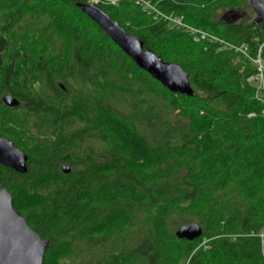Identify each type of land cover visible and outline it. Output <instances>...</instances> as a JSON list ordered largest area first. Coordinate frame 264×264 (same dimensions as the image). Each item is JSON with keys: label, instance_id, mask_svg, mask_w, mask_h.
<instances>
[{"label": "trees", "instance_id": "trees-1", "mask_svg": "<svg viewBox=\"0 0 264 264\" xmlns=\"http://www.w3.org/2000/svg\"><path fill=\"white\" fill-rule=\"evenodd\" d=\"M149 1L258 57L264 23L222 19L249 0ZM77 4L88 0H0V136L28 156L25 174L0 164V189L51 241L44 264H264V106L247 81L252 61L129 0L97 5L183 67L195 96L176 95ZM6 95L20 105L6 107ZM189 223L202 236L178 239ZM114 241L122 256L108 254Z\"/></svg>", "mask_w": 264, "mask_h": 264}, {"label": "water", "instance_id": "water-1", "mask_svg": "<svg viewBox=\"0 0 264 264\" xmlns=\"http://www.w3.org/2000/svg\"><path fill=\"white\" fill-rule=\"evenodd\" d=\"M257 18L252 22L256 27L264 23V0H249ZM77 7L115 43L140 69L147 72L153 79L173 94L187 98L195 96L189 76L182 66L165 62L149 49L144 43L127 33L118 22L113 21L100 8L89 4H77ZM247 12L228 10L223 21L234 24L242 21ZM3 103L10 108H16L20 102L10 96L2 97ZM28 156L16 148L14 143L0 137V164L13 171L25 174ZM61 170L69 174V166ZM203 234L202 227L197 223L183 225L176 232L180 240L195 241ZM51 244L50 240L41 237L28 225L25 218L14 209L13 197L7 189H0V264H44L45 253Z\"/></svg>", "mask_w": 264, "mask_h": 264}, {"label": "built area", "instance_id": "built-area-1", "mask_svg": "<svg viewBox=\"0 0 264 264\" xmlns=\"http://www.w3.org/2000/svg\"><path fill=\"white\" fill-rule=\"evenodd\" d=\"M126 0H88L89 5H112L116 6L120 2ZM135 6L152 16L156 20H163L171 25L176 30L185 31L196 43L207 42L212 45H217L221 49L235 51L241 54L244 58L250 59L256 68V73L248 78V82L255 88V97L264 106V60L262 53L264 50V43L261 45L256 59H251L248 51L244 47H236L225 40L212 35L202 29H197L187 24L182 17L176 15L163 14L152 2L149 0H129Z\"/></svg>", "mask_w": 264, "mask_h": 264}, {"label": "rangeland", "instance_id": "rangeland-1", "mask_svg": "<svg viewBox=\"0 0 264 264\" xmlns=\"http://www.w3.org/2000/svg\"><path fill=\"white\" fill-rule=\"evenodd\" d=\"M242 11H244V12H247V16H246V18L245 19H243L244 20V23H250V22H253L256 18H257V15L255 14V12L252 10V8H251V5H250V3L249 2H247L246 4H244V6H243V8L241 9ZM223 14V12H221L220 13V15H222ZM60 82V81H59ZM58 82V83H59ZM57 83V84H58ZM16 114L19 116V117H24V115H23V113L21 112V111H18V112H16ZM49 118V119H48ZM42 119H47V120H51V119H53V118H50V116H47V115H44L43 117H42ZM32 122V120H30L29 118H28V122ZM30 122V123H31ZM31 133H33L32 132V129H31ZM96 145L97 146H99L98 144H96V142H94V144H93V146H94V149L96 148ZM84 149H85V147H84ZM263 235V234H262ZM261 235V236H262ZM204 245H205V247H207L206 245H207V240H205L204 241ZM122 244V243H121ZM120 244L119 243H117L116 241H114V242H112V244L109 246V248H108V251H109V255L111 254L112 255V253H115V254H117V255H120V256H122V254H120V252L118 251V250H121V246H119ZM263 251H264V245H263ZM125 252V251H124ZM74 262L71 260V259H67V261H66V264H73Z\"/></svg>", "mask_w": 264, "mask_h": 264}, {"label": "flooded vegetation", "instance_id": "flooded-vegetation-1", "mask_svg": "<svg viewBox=\"0 0 264 264\" xmlns=\"http://www.w3.org/2000/svg\"><path fill=\"white\" fill-rule=\"evenodd\" d=\"M3 102V101H2ZM4 104V103H3ZM5 105V104H4ZM6 106V105H5ZM7 107V106H6ZM8 108H10V107H8ZM10 109H12V108H10ZM1 137V136H0ZM2 138H4V137H2ZM9 140V139H8ZM9 141H11V140H9ZM12 142V141H11ZM17 148V147H16Z\"/></svg>", "mask_w": 264, "mask_h": 264}]
</instances>
